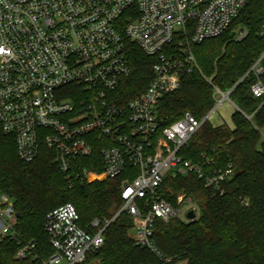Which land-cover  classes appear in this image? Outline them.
<instances>
[{
    "label": "built area",
    "instance_id": "2783aa9c",
    "mask_svg": "<svg viewBox=\"0 0 264 264\" xmlns=\"http://www.w3.org/2000/svg\"><path fill=\"white\" fill-rule=\"evenodd\" d=\"M247 1L0 0V125L15 138L19 159L31 163L46 146L68 179L78 159H100L103 165L101 172L84 168L88 182L122 179V207L103 228L93 223L96 234L81 227L72 204L47 215L54 254L45 264H86L123 213L132 219L137 245L164 264H182L163 256L152 241L157 220H188V212H197L185 195L176 206L162 198L166 176L195 172L221 193L233 169L207 173L181 156L212 112L203 120L186 113L168 124L160 106L181 88L183 76L198 69L194 47L222 36ZM248 34L239 30L236 38ZM132 45L157 61L145 92L122 101V83L132 73ZM263 59L251 70L258 80ZM252 93L264 97L261 81ZM218 95L220 104L231 101L229 92L215 89L216 100ZM16 224L14 203L0 193V240L16 239L17 259H37V242L23 240Z\"/></svg>",
    "mask_w": 264,
    "mask_h": 264
},
{
    "label": "trees",
    "instance_id": "16d2710c",
    "mask_svg": "<svg viewBox=\"0 0 264 264\" xmlns=\"http://www.w3.org/2000/svg\"><path fill=\"white\" fill-rule=\"evenodd\" d=\"M263 26L264 0H248L222 36L194 47L198 69L183 76L181 88L161 103L160 116L168 124L186 113L205 119L217 105L215 89L223 93L234 89L230 99L237 107L233 128L207 120L181 151L184 160L207 173L231 165L233 175L222 184L223 192L206 187L195 172L169 174L161 187L162 198L172 205L185 195L197 207L194 220L156 221L152 241L174 262L264 264V97L252 93L258 81L264 85V73L258 80L251 72L264 55ZM239 30H247L248 36L237 40ZM131 49L132 73L122 83V101L145 92L157 61L135 45ZM84 168L101 172L103 165L100 159H78L68 179L46 146L33 162H23L15 138L4 134L0 125V193L19 214L15 232L26 242H37L38 256L17 259L16 239L6 237L0 240V264H45L54 254L45 221L61 206L74 205L81 227L91 234L99 230L93 227L95 221L103 228L117 215L122 179L88 182L81 175ZM132 230V219L121 214L107 227L104 245L89 255L86 264H164L150 249L136 244Z\"/></svg>",
    "mask_w": 264,
    "mask_h": 264
},
{
    "label": "rangeland",
    "instance_id": "374dc122",
    "mask_svg": "<svg viewBox=\"0 0 264 264\" xmlns=\"http://www.w3.org/2000/svg\"><path fill=\"white\" fill-rule=\"evenodd\" d=\"M217 106L209 115V121L216 125L220 126L223 125L226 128H233L232 124V115L236 111V107L231 101H225L224 103L220 104V96H217ZM182 196V195H180ZM130 237H135V230L130 232ZM94 261H91L93 263ZM90 263V262H89ZM56 264H66L65 261H60Z\"/></svg>",
    "mask_w": 264,
    "mask_h": 264
},
{
    "label": "water",
    "instance_id": "95a60500",
    "mask_svg": "<svg viewBox=\"0 0 264 264\" xmlns=\"http://www.w3.org/2000/svg\"><path fill=\"white\" fill-rule=\"evenodd\" d=\"M234 90V89H233ZM233 90H231L230 92H229V94L231 95V93L233 92ZM19 216V214L17 213V217ZM195 217H196V213L194 212V211H190V212H188L187 213V215H186V218L188 219V220H194L195 219Z\"/></svg>",
    "mask_w": 264,
    "mask_h": 264
},
{
    "label": "crops",
    "instance_id": "0c3cea01",
    "mask_svg": "<svg viewBox=\"0 0 264 264\" xmlns=\"http://www.w3.org/2000/svg\"><path fill=\"white\" fill-rule=\"evenodd\" d=\"M235 106V105H234ZM236 107V106H235ZM236 110H237V107H236Z\"/></svg>",
    "mask_w": 264,
    "mask_h": 264
}]
</instances>
